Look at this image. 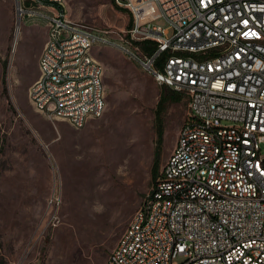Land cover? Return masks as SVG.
<instances>
[{"label": "built area", "instance_id": "2783aa9c", "mask_svg": "<svg viewBox=\"0 0 264 264\" xmlns=\"http://www.w3.org/2000/svg\"><path fill=\"white\" fill-rule=\"evenodd\" d=\"M115 2L130 24L118 38L101 31L100 42L80 46L69 41L71 25L80 22L68 17L66 0L17 6L19 25L41 20L54 35L29 89L49 119L79 129L80 119H68L76 105H83V119L100 117L106 91L96 75L104 80V69L98 59L82 58L92 43L123 40L127 58L142 70L150 64L158 85L188 98L161 176L105 264H264V0ZM210 76H222L220 90H212ZM51 204H60L56 191Z\"/></svg>", "mask_w": 264, "mask_h": 264}, {"label": "rangeland", "instance_id": "374dc122", "mask_svg": "<svg viewBox=\"0 0 264 264\" xmlns=\"http://www.w3.org/2000/svg\"><path fill=\"white\" fill-rule=\"evenodd\" d=\"M66 6L69 18L100 35L118 38L130 24L115 0ZM47 29L37 19L19 25L16 0H0V264H105L174 149L188 98L178 91L181 101L165 112L154 180L155 111L165 86L124 55L123 40L98 43L91 52L104 69L100 117L80 129L49 119L29 98ZM54 191L59 205L51 204Z\"/></svg>", "mask_w": 264, "mask_h": 264}, {"label": "bare ground", "instance_id": "6f19581e", "mask_svg": "<svg viewBox=\"0 0 264 264\" xmlns=\"http://www.w3.org/2000/svg\"><path fill=\"white\" fill-rule=\"evenodd\" d=\"M101 35L94 29L89 28L80 23H74L71 25V32H69V41L73 46H80L81 43L100 42ZM18 40V37H17ZM15 42V49L17 48V41ZM98 43L89 44L87 47H84L82 50V58L95 59L91 49ZM113 44H115L113 42ZM47 45H54V35L49 34V40ZM125 52V47L123 43L118 45ZM65 64H72V56H65ZM143 69L149 75L154 78L153 66L150 64H143ZM103 75H96V82H100V88H103L102 85ZM157 82V79H155ZM210 84H212V90H220V84H222V76H210ZM69 86H77V78H69ZM80 92H87V84H80ZM54 104H63V97H54ZM103 109V108H102ZM100 110V113L102 111ZM68 119H80L79 126H82L88 119H83V105H76L74 110H68Z\"/></svg>", "mask_w": 264, "mask_h": 264}, {"label": "trees", "instance_id": "16d2710c", "mask_svg": "<svg viewBox=\"0 0 264 264\" xmlns=\"http://www.w3.org/2000/svg\"><path fill=\"white\" fill-rule=\"evenodd\" d=\"M182 99V94L169 87H163L160 94V99L157 103L156 114V132L157 142L155 150V162L152 170L153 179L155 180L158 176L159 164L162 154V146L164 142L165 128H164V115L171 103L179 102ZM161 176V172L159 174ZM158 176V177H159ZM157 182V181H156Z\"/></svg>", "mask_w": 264, "mask_h": 264}, {"label": "crops", "instance_id": "0c3cea01", "mask_svg": "<svg viewBox=\"0 0 264 264\" xmlns=\"http://www.w3.org/2000/svg\"><path fill=\"white\" fill-rule=\"evenodd\" d=\"M47 38H48V40H49V34H48V37H47ZM48 40L46 41V45H47ZM103 81H104V80H103ZM88 120H89V119H88ZM88 120H87L85 123H87ZM83 125H84V124H83ZM83 125H82V126H83ZM79 129H80V128H79Z\"/></svg>", "mask_w": 264, "mask_h": 264}, {"label": "water", "instance_id": "95a60500", "mask_svg": "<svg viewBox=\"0 0 264 264\" xmlns=\"http://www.w3.org/2000/svg\"><path fill=\"white\" fill-rule=\"evenodd\" d=\"M17 6H19L20 4V0H16Z\"/></svg>", "mask_w": 264, "mask_h": 264}]
</instances>
